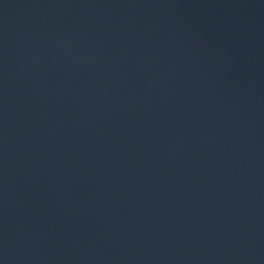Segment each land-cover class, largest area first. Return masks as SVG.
Returning <instances> with one entry per match:
<instances>
[{
    "label": "water",
    "instance_id": "1",
    "mask_svg": "<svg viewBox=\"0 0 264 264\" xmlns=\"http://www.w3.org/2000/svg\"><path fill=\"white\" fill-rule=\"evenodd\" d=\"M0 264H264V0H0Z\"/></svg>",
    "mask_w": 264,
    "mask_h": 264
}]
</instances>
